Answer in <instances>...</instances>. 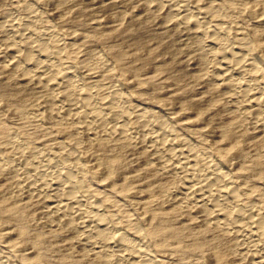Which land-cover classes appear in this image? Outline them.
Masks as SVG:
<instances>
[{"label":"rangeland","instance_id":"rangeland-1","mask_svg":"<svg viewBox=\"0 0 264 264\" xmlns=\"http://www.w3.org/2000/svg\"><path fill=\"white\" fill-rule=\"evenodd\" d=\"M179 4L199 13L206 29L171 22L164 6ZM33 9L38 43L59 71H75L93 100L116 94L125 112L137 108L150 124L169 128L229 179L235 213L264 219V131L245 126L203 69L204 54L215 51L207 26L220 25L222 42L236 47L233 54L245 43L254 67L251 81L264 85V0H0V54L9 38L2 33L5 24L22 22ZM50 95L0 59V150L10 164L23 172L26 163L33 165L32 156L53 167L74 161V181L87 203L99 208L117 239L145 248L153 264H247L237 257L238 233L207 224L191 209L169 206L176 180L151 164L134 140L87 141L71 126L49 124ZM137 127L130 120L133 139ZM8 191L1 180L0 264H114L92 255L70 227L49 231L42 205L26 204Z\"/></svg>","mask_w":264,"mask_h":264},{"label":"bare ground","instance_id":"bare-ground-1","mask_svg":"<svg viewBox=\"0 0 264 264\" xmlns=\"http://www.w3.org/2000/svg\"><path fill=\"white\" fill-rule=\"evenodd\" d=\"M183 6H164L170 21L175 24L189 22L200 30L204 26V19L199 13L193 14L187 6ZM37 17L33 9L25 21L9 20L5 24L2 33L9 38L2 41L0 59L18 72L22 79L39 83L51 92L46 105L49 124L71 126L87 141L95 137L134 140L139 144L138 148L147 153L151 164L160 165L163 172L170 173L176 180V186L168 193L170 207L191 209L207 224L235 231L240 235L237 257L241 262L264 264V241H259V234L264 232V219L255 218L250 212L247 214V211H233L231 201L235 193L232 184L215 168L210 158L200 156L199 152L178 142L173 131L166 126L150 124L144 113H140L137 108L125 112L116 94L93 100L92 91H84L79 81L75 80V71H59L51 63V54L47 52L46 46L38 43L35 33ZM207 29V34H210L208 41L215 47V51L204 54L206 61L203 69L210 73L211 82L232 103L234 112L244 120L245 126L254 132L264 131V85L259 86L251 81L254 67L247 58L249 51L245 43V47L239 45V52L233 54L236 47L226 46L222 42L226 34L220 25L207 26ZM23 51H26L24 56L21 55ZM32 54H35L34 59H31ZM135 119L138 127L135 129L136 139H133L128 123ZM31 158L33 165L28 167L26 163L27 167L24 165L21 172L20 165L10 164L0 150V179L8 186V192L18 200H25L26 204L29 201L42 205L46 221L44 226L49 227V231L50 228L57 230L70 227V230L84 237L92 255L106 258L101 260L104 263L107 260L114 264H153L144 253L145 248L138 246V243L134 245L124 239H117L107 221L100 218L99 208L87 203L81 187L74 181L73 174L79 171L74 161L72 165L60 163L59 166L58 163L59 167H53V164L39 155ZM157 230H154L155 234Z\"/></svg>","mask_w":264,"mask_h":264}]
</instances>
